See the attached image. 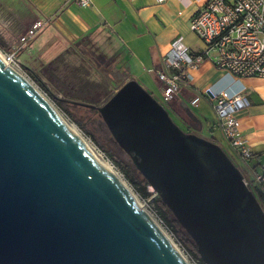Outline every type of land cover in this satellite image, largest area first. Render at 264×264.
Returning a JSON list of instances; mask_svg holds the SVG:
<instances>
[{"label": "water", "instance_id": "1", "mask_svg": "<svg viewBox=\"0 0 264 264\" xmlns=\"http://www.w3.org/2000/svg\"><path fill=\"white\" fill-rule=\"evenodd\" d=\"M97 110L205 264H264V206L213 139L136 79ZM152 197V198H153ZM0 264H188L48 99L0 57Z\"/></svg>", "mask_w": 264, "mask_h": 264}, {"label": "crops", "instance_id": "2", "mask_svg": "<svg viewBox=\"0 0 264 264\" xmlns=\"http://www.w3.org/2000/svg\"><path fill=\"white\" fill-rule=\"evenodd\" d=\"M207 0H91L80 7L73 0H0V46L23 48L28 29L38 23L31 46L52 40L89 45L111 65L120 79H136L152 95L159 96L156 71L171 56L177 37L191 52L204 43L189 29L191 17ZM26 44V45H25ZM48 46V45H47ZM29 47V46H27ZM188 75L167 104L184 125L197 124L200 134L223 143V137L207 89L218 93H242L250 104L237 113L240 133L252 156L242 163L245 176L264 174V77H236L205 58ZM125 80V81H126ZM257 187L264 190V182Z\"/></svg>", "mask_w": 264, "mask_h": 264}, {"label": "built area", "instance_id": "3", "mask_svg": "<svg viewBox=\"0 0 264 264\" xmlns=\"http://www.w3.org/2000/svg\"><path fill=\"white\" fill-rule=\"evenodd\" d=\"M90 1L73 0L80 7L89 6ZM39 26L38 23L33 24L24 38L27 40L32 38ZM189 29L204 43V48L191 52L182 43L181 37L171 42V56L165 57L163 67L156 71L161 82L159 98L164 105L175 97L187 79L188 75L184 70L187 67L196 68L205 58L210 59L217 68L236 77H264V0H207L191 17ZM0 57L6 65L22 73L15 51L0 50ZM41 92L48 98L47 92ZM205 95L211 101L222 133L223 143L220 145L228 150L238 165L229 157L242 169V163L252 156V150L247 139L240 133L237 113L247 107L250 101L242 93L230 94L227 91L215 93L207 89ZM98 148L96 150L99 154L116 169L104 151ZM244 181L247 185L251 183L253 187L258 186L264 182V174L255 175L254 180L245 177ZM149 190L153 192L152 189ZM141 207L171 239L188 264H199L198 259L191 256L176 240L171 229L149 203H144Z\"/></svg>", "mask_w": 264, "mask_h": 264}, {"label": "rangeland", "instance_id": "4", "mask_svg": "<svg viewBox=\"0 0 264 264\" xmlns=\"http://www.w3.org/2000/svg\"><path fill=\"white\" fill-rule=\"evenodd\" d=\"M34 36H32V38ZM30 39H28L30 43L26 42L27 45L25 44L26 46L23 48H7L0 46V50L15 51L20 61L23 75L39 90L45 91L47 94L49 92L51 95L58 98L101 105L107 101L116 89L126 80L120 79L121 76L117 75L116 72L112 70L108 61L102 57L96 49L89 45L71 43V45L66 46L63 42L52 40L54 43L52 47H50L49 41H46L45 44L42 42V46H38L37 48L31 46ZM41 84L43 86H40ZM46 96L49 99L48 101L63 115V117L69 121V123L73 124L79 133L97 149L98 147L91 139L95 138L96 144L105 150L104 154L116 166V169H113L129 187L138 202L141 205L149 203V206L156 211L155 206L151 202V198L144 199L140 197L135 185L131 184L128 180L127 175L133 177L139 183H141L144 178L134 166L130 156L113 141L99 113L90 112L84 105L85 108L83 106H70V110L77 120L83 123L88 131L85 133L56 105L53 99H51V96ZM165 107L168 109L169 114H171L172 119L181 129L187 132L190 131L200 134L197 124H192L190 126L184 125L177 115L171 113L172 111H170L167 105H165ZM248 186L251 189L252 184L250 183ZM148 188L152 189L150 185H148Z\"/></svg>", "mask_w": 264, "mask_h": 264}, {"label": "trees", "instance_id": "5", "mask_svg": "<svg viewBox=\"0 0 264 264\" xmlns=\"http://www.w3.org/2000/svg\"><path fill=\"white\" fill-rule=\"evenodd\" d=\"M40 86H43V85L41 84ZM48 95L51 96V99H53V101L56 103V105L73 122H75L81 128V130L83 132H85V133L88 132L86 130L84 124L81 123L79 120H77V118L75 117V115L70 110V106L80 107V106H83V105H81V104L79 105L78 103H75V102H77L75 100H69V99H65V98H58V97H56L54 95H51V93H49V92H48ZM153 95L160 101L159 96H157L155 94H153ZM73 101H75V102H73ZM85 107L90 112L97 113V110L95 108L87 107V106H85ZM91 139L96 144L95 138H91ZM97 146L100 149H102L101 146H99V145H97ZM223 148L229 154V156L233 159V157L230 155V153L228 152V150L224 146H223ZM102 150L105 152L104 149H102ZM233 160L238 165L237 161L235 159H233ZM114 161L117 162L116 160H114ZM241 170L244 173V170L243 169H241ZM127 176H128V180L131 182V184L135 185V187L137 188V193L139 194L140 197H142L144 199L151 198V202L155 206L156 211H157V214L159 215V217H161V219L164 221V223L166 224V226L171 229V231L173 232V235L176 238V240L181 243V245L184 247V249L191 256H193L194 258L198 259L199 264H205L204 261L200 258L199 254H198V252L196 250V246H195L194 242L187 235V233L184 231V229L180 226V224L175 219V217L172 215V213L170 212V210L166 207V205L161 201V199L158 196L153 197L154 193L149 190V188H148V185L149 184L147 183V181L145 179H143V181L141 183H139L133 177H131L129 175H127ZM251 189L254 191L256 197L258 198V200L260 201V203L262 204V206H264V190H262L260 187H257V186H255V187L252 186Z\"/></svg>", "mask_w": 264, "mask_h": 264}, {"label": "bare ground", "instance_id": "6", "mask_svg": "<svg viewBox=\"0 0 264 264\" xmlns=\"http://www.w3.org/2000/svg\"><path fill=\"white\" fill-rule=\"evenodd\" d=\"M18 73H20L22 76L23 73H21L19 70H16ZM25 77V76H24ZM26 78V77H25ZM41 91V90H40ZM42 93V92H41ZM48 99V98H47ZM49 100V99H48ZM52 105V104H51ZM52 107L55 109L56 113L59 115V117L70 127V129L83 141V143L87 146L89 151L95 156V158L105 167L109 172H111L129 191V187L125 184V182L121 179V177L117 174V172L111 167V165L99 154V152L96 150L94 145L91 144L87 139H85L79 131L75 128V126L69 121H67L63 115L52 105ZM131 192V191H130ZM166 235V234H165ZM167 239L173 244L171 239L166 235ZM174 245V244H173ZM175 246V245H174ZM176 247V246H175Z\"/></svg>", "mask_w": 264, "mask_h": 264}]
</instances>
